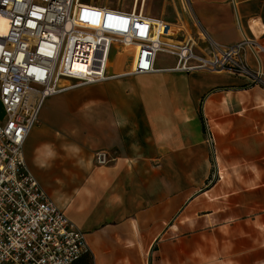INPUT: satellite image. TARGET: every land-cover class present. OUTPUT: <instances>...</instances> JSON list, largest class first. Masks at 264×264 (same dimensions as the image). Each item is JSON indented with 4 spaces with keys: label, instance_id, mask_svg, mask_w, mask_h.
<instances>
[{
    "label": "crops",
    "instance_id": "obj_1",
    "mask_svg": "<svg viewBox=\"0 0 264 264\" xmlns=\"http://www.w3.org/2000/svg\"><path fill=\"white\" fill-rule=\"evenodd\" d=\"M255 1L190 0L191 33L182 23L175 39L198 53L203 32L222 45L255 41ZM120 53L111 73L130 70ZM246 59L264 77V49ZM24 145L95 264H264L263 85L204 70L122 75L48 97Z\"/></svg>",
    "mask_w": 264,
    "mask_h": 264
},
{
    "label": "built area",
    "instance_id": "obj_2",
    "mask_svg": "<svg viewBox=\"0 0 264 264\" xmlns=\"http://www.w3.org/2000/svg\"><path fill=\"white\" fill-rule=\"evenodd\" d=\"M136 4V3H135ZM0 264H69L89 249L85 232L71 220L30 171L24 143L53 94L162 70L227 72L263 85L248 48L264 47L244 37L219 44L203 32V52L193 39H175L176 25L143 12L83 0H0ZM127 51L129 71L111 73L110 58ZM161 52L175 57L157 68ZM97 162L107 161L103 152Z\"/></svg>",
    "mask_w": 264,
    "mask_h": 264
},
{
    "label": "rangeland",
    "instance_id": "obj_3",
    "mask_svg": "<svg viewBox=\"0 0 264 264\" xmlns=\"http://www.w3.org/2000/svg\"><path fill=\"white\" fill-rule=\"evenodd\" d=\"M87 2H94L95 4H103L107 5L109 7H120L125 10L131 9L135 3L138 2V7H144V11L146 13H150L155 16L163 15L165 18H167L169 21L174 23L178 29L181 28L183 23V29L188 31V34L191 33L192 28V7L190 5V0H83ZM252 10L255 12L253 14V18L251 21H249L252 30L254 31V39H260L263 31V13H264V0H256L253 5H250ZM191 26V28H190ZM176 29V30H178ZM124 52V51H123ZM125 54H118V56L114 53L110 61L113 63L115 59L117 58V64L120 68L122 65V60ZM159 59L165 62L171 61L172 56L168 53L161 52L159 54ZM122 58V59H121ZM128 61H130V58L126 57ZM125 59V65L126 68L129 63Z\"/></svg>",
    "mask_w": 264,
    "mask_h": 264
},
{
    "label": "trees",
    "instance_id": "obj_4",
    "mask_svg": "<svg viewBox=\"0 0 264 264\" xmlns=\"http://www.w3.org/2000/svg\"><path fill=\"white\" fill-rule=\"evenodd\" d=\"M80 254L69 264H95V257L90 248Z\"/></svg>",
    "mask_w": 264,
    "mask_h": 264
},
{
    "label": "bare ground",
    "instance_id": "obj_5",
    "mask_svg": "<svg viewBox=\"0 0 264 264\" xmlns=\"http://www.w3.org/2000/svg\"><path fill=\"white\" fill-rule=\"evenodd\" d=\"M6 30H7V28H6V26H5V24H4V22H2V28H1V33L3 34V33H6Z\"/></svg>",
    "mask_w": 264,
    "mask_h": 264
}]
</instances>
